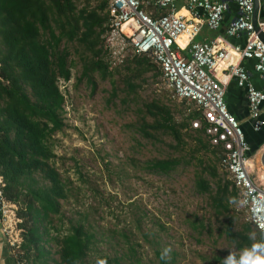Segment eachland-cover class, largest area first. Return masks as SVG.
<instances>
[{"label": "rangeland", "instance_id": "1", "mask_svg": "<svg viewBox=\"0 0 264 264\" xmlns=\"http://www.w3.org/2000/svg\"><path fill=\"white\" fill-rule=\"evenodd\" d=\"M101 1L75 0V4L77 10H92ZM67 47L71 77L58 81L64 97V127L48 142L53 154L50 164L60 174L67 198L59 201L51 235L62 236L71 225L82 224L93 234L89 261L94 263L107 257L120 259L119 264H158L156 254L162 255L165 248L171 249L165 258L169 264H218L230 251L241 257L225 234L229 221H233L232 232L250 225L247 236L252 245L258 232L249 224L238 198L232 201L228 197L229 212L217 213L213 201L220 196L216 180L219 178L222 185L231 180L217 161L218 178H213L209 172L202 173L193 159L201 158L205 164L215 161L211 151L193 152L197 138L207 142L191 128L188 116L196 110L193 103L176 99L157 67L135 77V65L127 67L133 54L112 65V75L93 73L89 82L81 77L82 64L74 47ZM154 101L169 106L177 123L190 124L182 131L187 143L183 150L175 149L167 134L154 132L153 139H145L137 131L141 119L152 122L145 106ZM262 150L251 156L250 171L264 188L259 177L264 170L259 159ZM171 157L180 163L167 174L146 169L150 161ZM197 172L209 182V193L198 191ZM232 188L229 185V193ZM19 207L13 204L9 213L16 229L18 263L22 242ZM42 245L46 254L35 264H55V243Z\"/></svg>", "mask_w": 264, "mask_h": 264}, {"label": "trees", "instance_id": "2", "mask_svg": "<svg viewBox=\"0 0 264 264\" xmlns=\"http://www.w3.org/2000/svg\"><path fill=\"white\" fill-rule=\"evenodd\" d=\"M107 4V0H102L92 10H77L75 0H0V177L5 184L6 199L20 206L17 210L22 230L20 264H35L46 254L42 243L51 242L57 247L55 264H96L89 261L93 234L82 224L71 225L62 236L51 235L59 201L67 198V190L60 174L50 164L53 154L48 142L64 127V97L58 81H69L71 77L67 46L72 45L79 55L82 78L91 82L93 73L102 77L113 74V66L106 60L109 56L104 40L109 18ZM132 56L127 67L135 65V77L158 68L145 56ZM145 107L152 122L141 119L137 131L142 137L153 139L154 132L167 134L174 140L175 149L183 150L187 143L182 131L190 124L177 123L171 108L162 102L154 101ZM198 117L199 112L194 110L188 119ZM193 131L203 136L202 131ZM210 151L214 164H205L201 158L193 159L202 173L209 172L211 177L218 178L215 162L220 165V148H213L208 141L197 138L193 152ZM252 154L250 152L249 156ZM179 163L172 157L155 159L147 163L146 169L167 174ZM195 184L199 192L209 193V182L198 172ZM229 185L231 181L222 185L219 178L216 180V193L220 196L213 201L219 214L229 212L228 197L237 200L234 188L228 192ZM232 223L230 220L225 234L243 255L253 243L247 236L250 225L232 232ZM256 235L255 243L263 241L259 232ZM156 256L158 264H169L161 259L160 253ZM234 258L239 261L241 257ZM104 259L107 264L120 261Z\"/></svg>", "mask_w": 264, "mask_h": 264}, {"label": "built area", "instance_id": "3", "mask_svg": "<svg viewBox=\"0 0 264 264\" xmlns=\"http://www.w3.org/2000/svg\"><path fill=\"white\" fill-rule=\"evenodd\" d=\"M107 3L109 18L104 40L109 63L116 65L127 54L145 56L158 66L166 87L176 99L193 103L199 117L190 122L192 130L202 131L211 147L220 148V166L228 173L247 220L264 241L261 227L264 188L250 171V145L240 122L226 105V85L217 77L218 68L225 63L221 72L244 90L252 130L260 132L264 127L261 117L264 83L256 88L250 82V73L240 63L231 61L230 56L239 61L253 60V71L264 81V43L258 37L259 32L264 36V0H258L259 32L252 22L254 0H107ZM230 4L236 7L237 15L227 24L225 36H243L244 45L228 46L221 39L196 40L204 26L209 31L219 30ZM149 6L167 14L156 17L146 9ZM183 8L188 16L180 14ZM181 39L184 47L179 44ZM4 186L0 177V215L6 219L13 204L5 197ZM5 231L7 235L12 232L10 244L16 246L15 225Z\"/></svg>", "mask_w": 264, "mask_h": 264}, {"label": "crops", "instance_id": "4", "mask_svg": "<svg viewBox=\"0 0 264 264\" xmlns=\"http://www.w3.org/2000/svg\"><path fill=\"white\" fill-rule=\"evenodd\" d=\"M149 1V0H148ZM153 0H150L152 2ZM182 4L179 5L181 8ZM148 11H151L154 16H161L167 14V11L157 10L152 6L146 8ZM184 11L185 16H188L186 10L183 8L180 11ZM237 15V9L233 4L229 5V11L224 15L223 22L219 30L217 31H209L205 26L203 27L201 33L196 38L198 41H212L215 39L224 40V44L228 46L233 45H244L245 38L243 36L239 38H227L225 36V28L230 20L235 18ZM207 30L208 32H205ZM210 32V33H209ZM183 43V42H182ZM180 46L181 43L179 42ZM184 44V43H183ZM223 44V45H224ZM182 47V46H181ZM184 47V46H183ZM231 61L238 62L242 67H244L250 73V82L256 87L260 88L264 81L259 78V76L253 71V60H245L239 61L236 57L230 56ZM226 64H221L217 72V77L219 80L226 85V93H225V102L226 105L231 112L232 115L236 117V119L240 122L242 129L244 131L245 139L250 145L251 153H256L264 149V127L258 133L254 132L251 127V121L249 119V113L247 108V100L245 96L244 90L238 88L233 80H229L226 77L225 73H222L221 70L224 68ZM261 117L264 120V103L261 107ZM253 155V154H252ZM261 156V155H260ZM11 215H8L6 219H4L0 215V264H20L17 262L15 256V248L16 246H12L10 241L13 238L12 232L9 235L6 234L7 228H11ZM14 237L16 238V232H14Z\"/></svg>", "mask_w": 264, "mask_h": 264}, {"label": "clouds", "instance_id": "5", "mask_svg": "<svg viewBox=\"0 0 264 264\" xmlns=\"http://www.w3.org/2000/svg\"><path fill=\"white\" fill-rule=\"evenodd\" d=\"M264 228V225H261ZM170 248H165L161 259H165L170 253ZM96 264H107L105 259H97ZM224 264H264V241L256 242L252 247L246 250L239 261H236L232 252L224 259Z\"/></svg>", "mask_w": 264, "mask_h": 264}, {"label": "water", "instance_id": "6", "mask_svg": "<svg viewBox=\"0 0 264 264\" xmlns=\"http://www.w3.org/2000/svg\"><path fill=\"white\" fill-rule=\"evenodd\" d=\"M258 10H259L258 0H254V13H253V17H252V22H253L255 31H257V32H259V29L256 26V17H257ZM258 37L264 43V36H263V34L259 32ZM260 163L264 167V149L261 152Z\"/></svg>", "mask_w": 264, "mask_h": 264}, {"label": "bare ground", "instance_id": "7", "mask_svg": "<svg viewBox=\"0 0 264 264\" xmlns=\"http://www.w3.org/2000/svg\"><path fill=\"white\" fill-rule=\"evenodd\" d=\"M181 14H185V12L184 11H182L181 12ZM185 39V38H184ZM184 39H181L179 42L181 43ZM181 46L183 47V46H185V43L184 44H181ZM231 58V57H230ZM220 70V69H219ZM260 159V158H259ZM262 167V166H261ZM260 176V178L261 179H263L264 180V170H263V172L261 173V174H259Z\"/></svg>", "mask_w": 264, "mask_h": 264}]
</instances>
